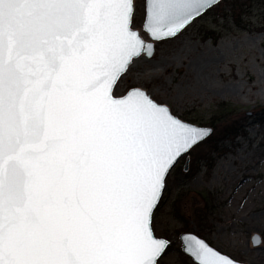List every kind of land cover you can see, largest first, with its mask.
Returning <instances> with one entry per match:
<instances>
[{"label":"snow or ice","instance_id":"1","mask_svg":"<svg viewBox=\"0 0 264 264\" xmlns=\"http://www.w3.org/2000/svg\"><path fill=\"white\" fill-rule=\"evenodd\" d=\"M221 0H147L160 41ZM136 0H0V264H160L167 178L207 138L139 89ZM197 264H232L182 237ZM255 242V240H254Z\"/></svg>","mask_w":264,"mask_h":264},{"label":"rangeland","instance_id":"2","mask_svg":"<svg viewBox=\"0 0 264 264\" xmlns=\"http://www.w3.org/2000/svg\"><path fill=\"white\" fill-rule=\"evenodd\" d=\"M222 10L228 13L226 4ZM145 17L146 0H136L132 27L148 39ZM216 20L207 11L175 38L156 42L155 55L134 60L116 89L118 96L144 89L174 116L202 127L220 102L241 107L238 117L246 120V136L225 142L212 168L192 163L203 142L168 176L152 224L169 242L160 264H196L183 252L180 236L188 232L237 262L264 264V0H253L234 19Z\"/></svg>","mask_w":264,"mask_h":264},{"label":"trees","instance_id":"3","mask_svg":"<svg viewBox=\"0 0 264 264\" xmlns=\"http://www.w3.org/2000/svg\"><path fill=\"white\" fill-rule=\"evenodd\" d=\"M252 2L253 0H245V2L242 0H224L209 11L216 13L217 20L222 17L234 19L237 12L245 8L248 9ZM224 4H226V11L228 12L226 14L222 13L224 12L222 10ZM213 39L215 42L218 41V35L214 36ZM241 112V107L235 106L229 102H220L216 105L212 122L209 126H206L212 127L214 133L204 142L206 145L205 150H202L201 147L195 150L196 152L198 151V153L193 154L192 163L210 162L209 168H212L216 158H220L226 153L223 148L225 142H235L238 138L246 136V120L244 117H238Z\"/></svg>","mask_w":264,"mask_h":264},{"label":"water","instance_id":"4","mask_svg":"<svg viewBox=\"0 0 264 264\" xmlns=\"http://www.w3.org/2000/svg\"><path fill=\"white\" fill-rule=\"evenodd\" d=\"M223 0H221V2H222ZM146 5H147V0H146ZM206 13V12H205ZM204 13V14H205ZM204 14H202V15H204ZM201 15V16H202ZM201 16H199V17H201ZM199 17H196V18H194L193 20H191L187 25H185L182 29H180V30H178L177 31V33L174 35V36H171V37H169V38H167V39H173V38H175L176 36H178L182 31H184L190 24H192L193 23V21L194 20H196V19H198ZM144 25V24H143ZM134 30H136L138 33H139V35L143 38V40L145 41V43L146 44H152L153 45V49H154V55H155V52H156V47H155V43L156 42H160V41H163V40H167V39H163V40H160V41H155V40H153L150 36H149V34H148V32L147 31H145L144 30V26H143V30H144V32L147 34V37H148V39H145L144 37H143V35L141 34V32L138 30V29H134ZM153 55V56H154ZM141 56H145L146 58H148V59H151V58H149L148 56H146V55H141ZM140 56V57H141ZM139 57V58H140ZM136 60V59H135ZM133 63V62H132ZM132 65V64H131ZM133 89V88H132ZM136 89H139V90H141L142 92H144V93H146L147 94V96L148 97H150L151 98V96L150 95H148V93H147V91L146 90H144V89H141V88H137L136 87ZM131 90V89H130ZM129 90V91H130ZM128 91V92H129ZM127 92V93H128ZM127 93L125 94V95H127ZM151 100L152 101H154L156 104H158V105H160V106H162L163 108H165L168 112H170L171 113V115L172 116H174L173 114H172V112H171V110L169 109V107L168 106H166V105H164V104H159V103H157L155 100H153L152 98H151ZM251 113H248V115H250ZM175 118H177L178 120H180V121H182L183 123H185V124H188V125H191V126H193V127H196V128H201V129H206L207 130V132H208V136H207V138L206 139H204V141L203 142H205L207 139H209L211 136H212V134H213V132H214V129L212 128V127H202V126H198V125H195V124H193V123H189V122H186V121H184V120H181L180 118H178V117H176V116H174ZM202 142V143H203ZM201 144V143H200ZM199 144V145H200ZM184 158V157H183ZM183 158H181V159H183ZM180 159V160H181ZM179 160V161H180ZM189 161H190V159L188 158L187 160H186V167H185V171H187V169H188V164H189ZM179 163V162H178ZM177 163V164H178ZM176 164V165H177ZM175 165V166H176ZM173 170V169H172ZM163 195V194H162ZM162 198V197H161ZM160 203V202H159ZM159 205V204H158ZM157 205V206H158ZM157 208V207H156ZM156 210V209H155ZM153 228V227H152ZM153 233H154V237L156 238V239H163V240H165V241H167L166 239H164V238H158L157 236H156V234H155V232H154V230H153ZM187 235H191V236H194V237H196V238H198L199 240H202L203 242H205L211 249H213V250H215V252H218V253H220L221 254V256H223V257H227V258H229V260L232 262V264H247V263H240V262H237V261H235V260H233L231 257H229V256H227V255H225V254H223V253H221L219 250H217L216 248H214L213 246H211L206 240H204L203 238H201V237H199V236H197L196 234H194V233H183L181 236H180V239H181V242H182V248H183V252L193 261V262H195L196 264H197V262L194 260V258L192 257V256H190L189 254H187L185 251H184V243H183V240H182V237H184V236H187ZM254 240H255V242H254ZM168 242V241H167ZM252 243H253V245L254 246H259L261 243H262V239H261V237L259 236V235H257V234H255V235H253V237H252ZM168 244H169V242H168Z\"/></svg>","mask_w":264,"mask_h":264}]
</instances>
